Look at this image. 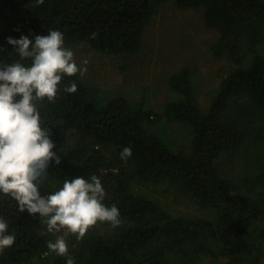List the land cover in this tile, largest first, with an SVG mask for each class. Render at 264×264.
I'll use <instances>...</instances> for the list:
<instances>
[{"label":"trees","instance_id":"obj_1","mask_svg":"<svg viewBox=\"0 0 264 264\" xmlns=\"http://www.w3.org/2000/svg\"><path fill=\"white\" fill-rule=\"evenodd\" d=\"M165 5L200 9L216 31L208 52L225 62L219 85L201 107L199 71L182 66L169 73L173 100L161 106L147 100L144 87L137 99L121 91L104 97L83 76H65L56 98L39 102L62 155L41 191L95 174L105 203L121 211L118 228L98 222L69 238L75 264H264V0H0V13L14 15L0 33V63L18 58L7 37L59 28L67 46L116 57L121 73L132 72L147 51L148 25ZM73 80L77 91L64 92ZM174 126L188 129L185 145L161 134ZM123 146L132 147L124 160ZM168 199L199 216L171 212L162 204ZM0 215L16 236L0 264H65L44 255L55 234L38 215L19 211L6 195Z\"/></svg>","mask_w":264,"mask_h":264},{"label":"clouds","instance_id":"obj_2","mask_svg":"<svg viewBox=\"0 0 264 264\" xmlns=\"http://www.w3.org/2000/svg\"><path fill=\"white\" fill-rule=\"evenodd\" d=\"M6 42L18 58L0 63V195L12 198L19 211L38 215L47 231L55 234L46 243L45 256L54 253L65 264H75L69 238L80 239L98 222L118 228L121 211L115 203H105L106 189L95 174L74 175L55 190L42 193L50 167L60 165L62 155L53 139V127L42 118L39 102L54 100L65 76H83L88 60L77 62L59 28L46 34L9 36ZM77 88L75 80L63 86L69 94ZM131 155L132 147L123 146L120 158ZM15 240L9 221L0 215V253Z\"/></svg>","mask_w":264,"mask_h":264},{"label":"rangeland","instance_id":"obj_3","mask_svg":"<svg viewBox=\"0 0 264 264\" xmlns=\"http://www.w3.org/2000/svg\"><path fill=\"white\" fill-rule=\"evenodd\" d=\"M13 16L10 10L0 13V33L7 29ZM216 40V31L204 25L200 9L180 10L172 5H165L152 17L148 25L144 36V50L147 51L144 52L138 69L132 65L134 70L132 72L121 73L118 66L119 59L116 57L102 56L83 45H75L71 48L78 63L85 58L88 60L87 71L83 77L90 84L99 86L103 90L102 96L109 97L113 95L112 92L121 91L126 93L128 98L132 95L137 99L142 96V87H144L147 91L145 96L153 105L162 106L173 100V95L167 89L169 73L185 65L196 66L201 77L197 80L204 83L201 85L204 88L196 87V96L203 107L208 92L219 85L221 70L225 68L224 60H212L208 52L209 47ZM188 132V129L174 126L170 129H162L161 134L170 143H179L178 147H180L188 142ZM162 204L176 214L199 216L191 206L171 203L170 199L163 201Z\"/></svg>","mask_w":264,"mask_h":264}]
</instances>
